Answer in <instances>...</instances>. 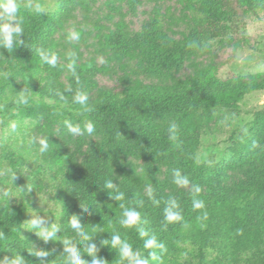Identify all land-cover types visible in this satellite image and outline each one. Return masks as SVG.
Here are the masks:
<instances>
[{
    "label": "trees",
    "instance_id": "16d2710c",
    "mask_svg": "<svg viewBox=\"0 0 264 264\" xmlns=\"http://www.w3.org/2000/svg\"><path fill=\"white\" fill-rule=\"evenodd\" d=\"M98 0H59L57 12L37 15L31 8L19 6L24 44L14 52L4 50L0 61V78L11 83L16 78H26L36 89L27 95L32 109L30 116L49 113L57 118L87 121L95 124L96 143H90L84 158L66 160L58 166L60 159L54 150L55 143L49 138V149L35 158L53 179L60 180L63 194L61 227L64 234L49 248L50 255L45 264H65L63 241H77L69 219L73 215L81 218L84 229L95 236L94 243L100 249L98 256L106 264H122L115 249L103 246L101 241L111 234H120L134 250L144 256L149 251L143 247L144 238L136 228H125L120 224L123 203L140 213V225L155 235L165 245L156 249L159 260L150 264H264V112L255 114L244 137L231 148L229 161L216 164H201L198 159L202 133L222 109H237L239 103L250 94L264 91L262 83H242L232 75L223 84L220 66L199 69L184 80H175L174 72L195 56L213 53L216 42H223L238 30V9L247 12L264 11V0H178L197 12L195 25L190 35L176 41L162 28V21L155 18L143 29L131 36L122 28L108 35L107 46L117 61L137 60L136 75L172 80L168 86L144 85L131 87L124 96L103 94L98 100L88 101L91 111L73 102L76 92L87 94L91 88L86 67L76 65L75 74L62 80L65 66L51 67L39 57L40 50L57 55L53 36L62 28L63 18L75 4L87 7ZM135 8L137 0H131ZM235 59H232V61ZM231 61V62H232ZM101 72V68L92 67ZM61 94L63 98H61ZM39 95V99H35ZM46 98L48 100H46ZM21 101L0 99V105ZM68 101V102H67ZM39 112V113H37ZM178 126V140L170 141L168 126ZM134 158L146 163L144 176H134L126 159ZM160 165L180 169L184 175L199 185L204 193L196 198L204 201L200 210L192 208L194 195L184 190L167 192L164 182L157 178ZM228 170H242L247 181L234 195H228L222 183ZM125 193L123 201L111 199L103 183L111 179ZM153 196L147 195L148 187ZM111 194H115L114 191ZM175 198L183 219L166 222L164 209L169 199ZM153 200L159 201L154 204ZM87 206L85 211L82 206ZM24 205H11L0 209V259L11 258L17 252L26 264H40L38 258L29 255L35 252L22 236L25 219ZM206 214V216H205ZM260 221L262 230L252 229ZM78 247H82L78 245ZM84 253L85 250L81 249ZM196 253V254H195ZM195 254L198 261L190 263L189 256ZM215 254L216 257H211ZM84 259L91 258L84 255ZM126 264V262H125Z\"/></svg>",
    "mask_w": 264,
    "mask_h": 264
},
{
    "label": "rangeland",
    "instance_id": "374dc122",
    "mask_svg": "<svg viewBox=\"0 0 264 264\" xmlns=\"http://www.w3.org/2000/svg\"><path fill=\"white\" fill-rule=\"evenodd\" d=\"M137 1L135 8L131 0H98L87 7L75 4L63 18L62 28L53 36L57 63L65 66L62 77L64 82L67 83L68 77L73 74L67 68L69 52L76 53V65L86 67V76L91 82L90 91L87 93L88 101L98 100L105 93L121 97L135 86H168L173 83L172 80L163 81L157 77L134 74L137 60H115L112 50L107 46L108 35L122 28L133 36L148 22L159 18L163 30L176 41H182L190 35L197 12L178 0ZM17 2L18 6L31 9L39 5L45 12L59 10V0ZM238 13V30L227 36L223 42H216L212 54L187 60L183 67L174 72L175 80L191 77L205 67L220 66L223 84L232 75L240 77L242 83L264 82V11L244 13V10L238 9ZM70 31L77 32L80 39L70 43L67 40ZM3 52V48H0V61L4 58ZM92 67L101 68L102 71H92ZM24 90L27 95L36 91L24 77L16 78L11 83L0 78V99H14ZM34 98L39 99V95ZM259 111L264 112V91L247 95L237 109L225 108L219 111L202 133L199 162L216 164L229 161L233 155L231 148L244 137ZM31 112V107L18 100L0 105V209L11 205H24L26 213L22 236L29 242L32 250H44L64 234L61 227L63 194L61 181L53 179L52 174L35 158L39 145L34 141L51 137L55 143V154L60 159L57 161L60 166L65 159L81 161L89 144L98 142L100 137L94 134L71 135L64 122L67 120L74 126L81 127L78 120L57 118L41 112H37V117H32ZM125 162L134 176H144V161L129 158ZM174 169L176 168L172 166L160 165L157 178L165 183L169 193L178 190L191 193L190 188L178 187L173 183ZM121 181L122 177L118 176L116 184L119 186ZM246 181L244 171L228 170L222 185L228 195H234ZM204 192L205 190H201L200 193ZM36 215L44 218L47 226L53 223L59 228L57 239L45 243L35 235L37 230L28 222ZM260 223L258 220L252 230H262ZM261 245L264 249V235ZM195 254L189 256L190 263L198 261ZM211 257L216 255L212 254Z\"/></svg>",
    "mask_w": 264,
    "mask_h": 264
},
{
    "label": "clouds",
    "instance_id": "9594fccd",
    "mask_svg": "<svg viewBox=\"0 0 264 264\" xmlns=\"http://www.w3.org/2000/svg\"><path fill=\"white\" fill-rule=\"evenodd\" d=\"M37 15H44V8L37 5L32 9ZM19 14V6L17 0H0V48H3L7 52H14V50L24 44L23 35L24 29L17 18ZM80 39L79 34L75 31H70L67 36V40L71 43ZM39 57L41 61L51 67H56L58 62V56L47 50H40ZM69 63L67 68L69 71L75 74L76 68V53L69 52L67 54ZM21 102L25 105L28 104L27 92L24 90L19 93ZM61 98H63L61 94ZM88 96L84 92H76L73 96V102L81 105L85 111H91L88 106ZM65 126L68 132L73 136H82L87 134L92 136L95 133V124L92 121H87L83 128L78 125H73L69 121H65ZM13 129L15 125H12ZM178 126L175 122H171L168 126V138L170 141L176 142L178 140L177 133ZM39 145V152L45 153L49 149V138L42 137L38 141H34ZM173 183L178 187L190 188L191 193L194 195L192 200V208L194 210H200L205 207L202 199L196 198L201 192L199 185L193 183L187 175L182 174L180 169L173 170ZM103 188L108 190L111 199L114 201H123L125 199V193L119 191L116 183L113 180L108 179L103 183ZM114 191L115 194H111ZM147 195L151 198L153 196L152 188L149 186ZM154 204H158L159 201L153 200ZM123 209V216L120 220V224L125 228H136L139 236L144 238L143 247L149 251V255L144 256L139 250H134L132 245L126 240L122 239L120 234H111L110 239L101 241L103 246H110L111 249H115L120 257L122 264H150V260H159L156 249H165V245L159 242L155 235H150L140 225L142 224L141 216L138 211L133 208H127L123 203L118 205ZM87 211V206H82ZM206 216V214H205ZM164 217L166 222H176L183 219L180 206L175 198L169 199L164 209ZM35 235L47 243L49 241L57 239L59 228L53 223L47 226V222L44 218L36 215L30 222ZM71 229L76 233L77 241L74 243L72 240L65 239L63 241V253L65 254V264H106V260L98 256L100 249L94 243L95 236L84 229V225L81 222V218L77 215H73L69 219ZM81 245L82 247H78ZM81 249L85 252L82 253ZM29 255L39 259L40 264H45L46 258L50 255L48 251L36 248L35 252H29ZM90 257V260L84 259L83 256ZM0 264H26L25 258L17 252L12 255L11 258L4 257L0 259Z\"/></svg>",
    "mask_w": 264,
    "mask_h": 264
}]
</instances>
